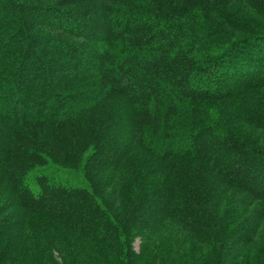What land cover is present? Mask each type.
Listing matches in <instances>:
<instances>
[{
  "label": "trees",
  "instance_id": "1",
  "mask_svg": "<svg viewBox=\"0 0 264 264\" xmlns=\"http://www.w3.org/2000/svg\"><path fill=\"white\" fill-rule=\"evenodd\" d=\"M0 264H264V0H0Z\"/></svg>",
  "mask_w": 264,
  "mask_h": 264
},
{
  "label": "rangeland",
  "instance_id": "2",
  "mask_svg": "<svg viewBox=\"0 0 264 264\" xmlns=\"http://www.w3.org/2000/svg\"><path fill=\"white\" fill-rule=\"evenodd\" d=\"M45 173L54 175L58 181L66 183L72 187L78 188H87L88 183L81 171H74V170H66L61 167L57 166H50L49 168L45 169ZM32 187L35 185L31 184ZM135 248L139 250V242L135 244ZM20 255L19 261L21 263L30 261L31 257V246L29 245V241L25 238H20L18 245L15 249ZM81 249L78 251V255H81Z\"/></svg>",
  "mask_w": 264,
  "mask_h": 264
}]
</instances>
